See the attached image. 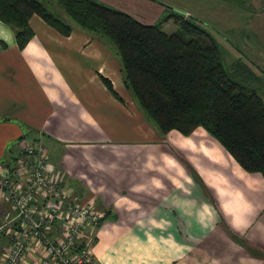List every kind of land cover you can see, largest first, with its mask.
I'll return each instance as SVG.
<instances>
[{"label":"crops","instance_id":"0c3cea01","mask_svg":"<svg viewBox=\"0 0 264 264\" xmlns=\"http://www.w3.org/2000/svg\"><path fill=\"white\" fill-rule=\"evenodd\" d=\"M29 26L20 50L0 21V166L39 139L63 190L104 215L95 242L80 240L98 264H264L263 175L202 127L159 134L106 42L38 15ZM8 212L0 192V224ZM11 243L0 234V264Z\"/></svg>","mask_w":264,"mask_h":264},{"label":"trees","instance_id":"16d2710c","mask_svg":"<svg viewBox=\"0 0 264 264\" xmlns=\"http://www.w3.org/2000/svg\"><path fill=\"white\" fill-rule=\"evenodd\" d=\"M45 1L0 0V21L12 29L20 50L33 38V15L64 36L71 33L73 25L50 13ZM52 6L113 48L126 88L159 134L188 136L202 127L243 169L264 177V100L231 79L207 31L174 13L167 19L182 32L167 34L96 0H54Z\"/></svg>","mask_w":264,"mask_h":264},{"label":"built area","instance_id":"2783aa9c","mask_svg":"<svg viewBox=\"0 0 264 264\" xmlns=\"http://www.w3.org/2000/svg\"><path fill=\"white\" fill-rule=\"evenodd\" d=\"M20 146L17 165L0 166V192L9 205L0 234L12 238L2 264H96L80 240L103 214L63 190L61 172L49 165L39 139H23Z\"/></svg>","mask_w":264,"mask_h":264},{"label":"rangeland","instance_id":"374dc122","mask_svg":"<svg viewBox=\"0 0 264 264\" xmlns=\"http://www.w3.org/2000/svg\"><path fill=\"white\" fill-rule=\"evenodd\" d=\"M96 1L123 11L146 25L157 26L167 34L182 32L173 20L167 19L171 14L182 15L196 23L215 41L223 66L231 79L264 100V0ZM45 2L50 13L76 26L66 15H59L52 6L54 0ZM102 218L103 215L98 226L89 231L91 244L96 240Z\"/></svg>","mask_w":264,"mask_h":264}]
</instances>
